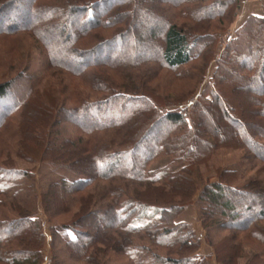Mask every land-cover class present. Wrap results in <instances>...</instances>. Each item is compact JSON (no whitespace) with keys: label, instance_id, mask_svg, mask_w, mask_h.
<instances>
[{"label":"trees","instance_id":"16d2710c","mask_svg":"<svg viewBox=\"0 0 264 264\" xmlns=\"http://www.w3.org/2000/svg\"><path fill=\"white\" fill-rule=\"evenodd\" d=\"M17 1L0 0V19L11 17ZM193 1L209 0H160L158 7L164 15L173 8L174 15L180 12L201 24L203 31L207 29L203 23L221 17L219 11L208 13V6L193 8ZM231 1L237 3L230 0L229 4ZM144 2L30 0L28 16L36 19L24 30L31 36L54 30L61 38L71 18L80 23L72 38H64L65 62L55 61L44 45L43 73L56 67L79 79L93 96L78 93L70 107L57 108L53 96L50 101V96L34 92L32 75L21 72L17 79L0 82V196L9 199L6 203L0 199V206L8 203L11 214L0 219V264H44L46 260L49 264H105L104 257L114 264H240L244 246L252 253L243 264H264V181L256 171L254 178L241 185L237 182L256 166L264 171V15L249 16L230 38L217 60L214 77L192 104L169 109L174 105L165 106L154 95L150 79L159 67L178 68L198 55L193 52L200 33L186 31L185 26L167 18L141 14L138 18L150 27L144 30V37L129 38L127 45L133 55H127L126 49L121 50L122 38L129 37L127 27L121 28L125 22L121 10ZM213 2L227 6L223 0ZM19 18L12 20L22 23ZM133 23L131 20L132 30ZM247 25L255 27L242 40ZM14 27L13 31L0 28V35L10 36L16 32ZM152 43L154 49H146ZM131 46L152 55L135 57ZM96 54H101V59ZM149 63L153 66L141 75L128 73V67ZM102 68L110 69L113 76ZM121 70L127 72L122 80ZM18 79L29 84L16 96ZM223 79L224 85L220 84ZM206 91L212 93L210 98ZM10 93L14 100L8 106ZM105 114L114 118L103 121ZM206 115L214 127L205 121ZM213 115L217 119L220 115L221 121L217 123ZM15 117L17 131L7 134L16 138L12 139L17 146L14 152L12 144L1 136L11 129ZM66 123L74 129L69 135H63ZM153 131L156 138L147 141ZM111 133L115 138H106ZM143 143L146 154L138 157ZM222 148L239 150L241 157L237 167L218 169L211 182L198 168ZM7 152L9 158L14 153L29 163L61 166L74 177L51 181L41 194L46 220L20 206L17 196L34 187L30 183L18 189L15 182L31 180L34 174L17 168L14 159L2 158ZM159 157H168L167 163L151 170L150 164ZM97 185L102 191L81 195ZM193 202L197 204L200 236L191 224L177 221L179 213ZM49 206L58 212L50 213ZM71 206L78 209L69 222L52 221V215H63ZM149 210L156 212L157 220L133 226L132 222L146 217ZM202 241L210 254H198Z\"/></svg>","mask_w":264,"mask_h":264},{"label":"rangeland","instance_id":"374dc122","mask_svg":"<svg viewBox=\"0 0 264 264\" xmlns=\"http://www.w3.org/2000/svg\"><path fill=\"white\" fill-rule=\"evenodd\" d=\"M173 1V0H170ZM213 1H222V0H209L206 3L205 2H199V1H193L191 5L193 8L202 7V6H208L207 12H211L212 10L216 11L217 13L219 11V14H221L220 18H215L210 22L203 23L207 27L206 30H202L200 28L201 24H195L191 20L183 17L180 12H175L176 15H174V10H169V14H162L161 11L162 8H159L160 6V0H145L144 3L138 4L134 7H127L125 6L124 9L121 10L122 15L124 16L123 19L124 25L121 26L122 29H126L129 31L128 36L125 37V41L122 38L121 43V50L126 49L125 53L127 55H133L132 51L129 49V46L127 43L131 41L129 38H131L133 35H140L141 37L146 35L145 29H148L150 25L148 23L145 24L144 21L140 20L138 17L141 14H146L149 18H167L170 22L178 23L182 26H185V30L191 32V30H196L200 34L199 36V44L198 47L195 48V53H199L198 55H193V59L184 66L170 69L166 65H163L162 67H159L158 70H155L153 73L154 75L151 77L149 86L154 91V95H158L160 97V100L165 106L168 105H174L170 106L169 109H173L174 107H178L181 105L182 107H185L186 105L192 104V102L195 100L196 96L203 92L206 89V85L208 82L211 81V78L214 77L216 70H217V60L220 57L222 51L224 50L225 46L229 43L230 38L235 37V32L244 24L245 20L249 16H263L264 15V0H237V3L235 1H231V4H229L230 0H223L227 6L221 7L220 5H217ZM29 3L30 0H18L14 6V11L8 14L11 17L5 18L2 16L0 19V28H3L1 30L8 28H11V31H13L12 24L14 23L17 25L14 27V30L16 32L10 33V36L1 34L0 35V82L6 81L8 79L12 78H19L17 76L20 75L21 72H24L25 74L32 75L35 79V91H39V94H45L51 101V96H53L56 99V103L59 104V106L64 105L65 108L70 107L73 103H75V95L78 94L81 97L86 95L93 96L91 90L86 87L84 84L80 82L79 79L74 77L73 75H70L62 70L57 69L56 67L51 68L48 72L45 74L43 73V60L45 59L46 51H44L45 46L49 48V51L51 53V56L55 61H66L65 55L62 52V48L65 46V37L72 38L75 33L79 30L80 23L75 19L71 18L69 20L68 26L69 29L67 30V33L65 36L59 37V33L57 31H51L50 34H43L38 33L35 35H32L27 33V27L36 19V17H29L28 12L29 11ZM153 3L155 5H153ZM216 4V5H215ZM211 8V10H210ZM200 10V9H199ZM147 11V12H146ZM166 13V12H165ZM16 17H20L19 21H14L12 19H15ZM23 18V20H22ZM138 18V20H137ZM133 20V26L134 29L132 30V27H130V21ZM14 21V22H12ZM122 21V20H121ZM122 23V22H121ZM25 24V25H24ZM35 27H38L36 25ZM202 27V26H201ZM255 26H246L242 30V40L245 39L252 28ZM21 31H17V29H21ZM26 29V30H24ZM207 31V32H206ZM101 33H107L102 31ZM110 34V33H107ZM213 35V37H212ZM212 38H211V37ZM45 43V44H44ZM83 43H86V41H83ZM205 44H209V48L205 47ZM45 45V46H44ZM116 47L119 45L118 43H115ZM156 45V44H155ZM120 47V46H119ZM126 47V48H125ZM155 46H153V43L146 47V49L153 50ZM131 48H134L135 53L134 56H140L141 57H149L152 55L151 52H144L141 50V47L131 46ZM44 49V50H43ZM101 53V52H100ZM96 58L101 59V54H96ZM78 60H76L77 62ZM241 62V64H245V61H243L242 58H239L238 60ZM153 66L152 63L146 64L145 66H141L138 68H130L128 67V73L133 74L134 76L138 75L142 70H146V67ZM157 66V64L155 65ZM105 73H109V75L113 76L114 72H111L110 69L102 68ZM121 72V80L124 78V75L127 73L125 71H119ZM117 73V72H116ZM221 75V74H220ZM219 75V76H220ZM37 76V77H36ZM226 75L223 76L225 78ZM222 77V75H221ZM227 79V78H226ZM225 80L223 79L220 81V84L224 85ZM29 82L25 81L24 79H18L14 86V94L16 96H19L18 91H23L28 86ZM50 89V90H49ZM33 92V93H34ZM37 93V92H36ZM207 97L210 98L212 96L211 92L206 91ZM13 93H10L8 95V106L9 104L14 100L12 97L14 95ZM210 96V97H209ZM240 98V97H239ZM242 98V97H241ZM184 101V102H183ZM205 110L209 112V109L202 108V110ZM235 110L237 113L241 115L239 112V108L235 106ZM113 114V113H112ZM105 114L102 118L103 121L109 120L110 118L113 119V115ZM61 118V116H59ZM58 118V119H59ZM63 118V117H62ZM61 118V119H62ZM243 118L245 119L246 116L243 115ZM213 119L219 123L221 120V116H218V119L216 116L213 115ZM73 120V119H72ZM14 123L10 125L11 129H7L8 132H4V135L1 136L2 139L5 137L7 142H10L12 144V151L15 152V149L17 148L15 142H13L12 139H16L12 136L7 137L8 133L17 131V123L18 118H14ZM205 121L211 125V127H214V122L211 120V117L205 116ZM81 121H76L75 123L80 124ZM214 123V124H213ZM63 135H69L73 132L72 126H70L69 123H66V125L63 128ZM158 131V130H157ZM99 137H101V134H98ZM150 138L147 137V141L150 139L156 138V133L153 131L151 134H149ZM106 138L114 139L115 136L111 133ZM2 140L0 139V142ZM146 143L141 144L138 147L137 155L138 157L143 156L146 154L145 149ZM1 149V148H0ZM241 151L239 150H233V149H226L222 148L217 153L211 156L209 161L198 168L199 172L209 176L211 178V182L216 180V175L218 169H231L237 167L238 163L237 161L241 157ZM5 154V153H3ZM10 156V158L14 159L16 162V167L19 169L26 170L28 172H31L34 174L33 179L31 180H25L21 178V180L16 181L15 183L18 184L17 188L20 187H26L30 183L33 184L32 189L26 192L20 193V195L17 196V200H19L20 206H22L24 209L28 210L32 214H36L39 217H41L43 220H46V216L44 215V212L40 205V196L43 194L48 184L51 181L58 180L61 178H74L73 176H70V171L67 169L61 167V166H54L50 165L48 163H29L27 160L19 159L18 157H15L14 153ZM30 154V153H29ZM3 156V155H2ZM2 158H9L8 152L3 156ZM9 158V159H10ZM168 159V157L166 158ZM165 158L159 157L157 160L152 162L149 166L151 170L154 169H161L162 166H164L167 162ZM105 165V164H104ZM260 166H256L254 169L252 168L248 173H244V176H241L239 178L238 184L241 185L247 180L254 178L256 175V171L260 172L259 177L263 179L264 181V171H258L257 169ZM159 175H162V172L158 173ZM12 178H9V180ZM118 183V182H116ZM11 184V183H10ZM121 184V183H118ZM7 185V184H4ZM91 187V186H90ZM13 189V187H11ZM16 189V190H18ZM102 186L97 185L91 188H88L84 191L81 195H85V193L88 191L91 194H94L95 192L102 191ZM194 197V201L195 198ZM0 199H4L5 203L9 201L8 197L0 196ZM85 202V200H83ZM8 204V203H7ZM7 204L4 206H0V219H3L5 217H9L11 214H9V210ZM52 205V204H51ZM53 206H49L50 213L58 212V208H52ZM72 207V206H71ZM78 208L72 207L71 210H69L67 213H64L63 215H52L51 219L54 223H66L69 222L73 217H75V213ZM93 209V208H92ZM56 212V213H57ZM198 212H197V204L193 202L192 204L186 206L183 211L179 213L177 216V221H185L187 222H193L194 218L197 219ZM196 216V217H195ZM157 220L156 212L152 210L148 211V214L143 219H136L132 222L133 226H141L147 221L155 222ZM191 224V223H190ZM192 226V225H191ZM111 247L112 246L110 245ZM162 253H164L162 251ZM252 250L249 246L242 247L241 250V257L242 260L239 261L240 264H243L245 259L247 258V254H251ZM246 255V256H244ZM244 257V258H243ZM105 258V264H114V263H107V259ZM45 263V262H44Z\"/></svg>","mask_w":264,"mask_h":264},{"label":"crops","instance_id":"0c3cea01","mask_svg":"<svg viewBox=\"0 0 264 264\" xmlns=\"http://www.w3.org/2000/svg\"><path fill=\"white\" fill-rule=\"evenodd\" d=\"M195 217H196V216H195ZM180 222H185V221H180ZM187 223H189V224L191 223L193 229L197 232V234H198L199 236L201 235L200 224H199V222L197 221L196 218H194L193 222H187ZM47 240H48V237H47ZM210 253H211L210 248L207 247V246L204 244V242L202 241L201 246H200V249H199V251H198V254H199V255H208V254H210ZM48 262H49V261L46 260L44 264H49ZM213 264H215V263H213Z\"/></svg>","mask_w":264,"mask_h":264},{"label":"built area","instance_id":"2783aa9c","mask_svg":"<svg viewBox=\"0 0 264 264\" xmlns=\"http://www.w3.org/2000/svg\"><path fill=\"white\" fill-rule=\"evenodd\" d=\"M228 39L230 40V37H228Z\"/></svg>","mask_w":264,"mask_h":264}]
</instances>
